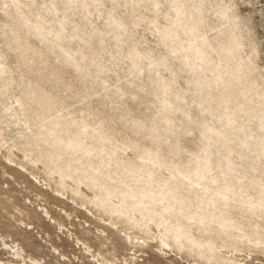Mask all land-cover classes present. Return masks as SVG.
I'll use <instances>...</instances> for the list:
<instances>
[{"label":"rangeland","instance_id":"obj_1","mask_svg":"<svg viewBox=\"0 0 264 264\" xmlns=\"http://www.w3.org/2000/svg\"><path fill=\"white\" fill-rule=\"evenodd\" d=\"M0 59V264H264V0H0Z\"/></svg>","mask_w":264,"mask_h":264},{"label":"bare ground","instance_id":"obj_2","mask_svg":"<svg viewBox=\"0 0 264 264\" xmlns=\"http://www.w3.org/2000/svg\"><path fill=\"white\" fill-rule=\"evenodd\" d=\"M95 3H96V1H95ZM156 5V4H155ZM220 13V12H219ZM221 17V16H220ZM111 19V18H110ZM184 31H185V33H187V35L189 36V38L191 39V48H190V51H192V54H193V56L194 57H198V60H200V61H202V64H203V67H202V71H205V70H208V68H209V70H210V67H209V62H208V60H207V58H206V55H205V53L202 51V48L204 49V48H206L207 46H208V41H207V39H203L202 40V42H200V43H198L199 41V39L200 38H203L201 35H200V33H199V31H198V29H197V26L196 25H194L193 23H192V20L190 19V20H186V21H184L182 24H181V26H180ZM53 34V33H52ZM234 34V33H233ZM223 50H224V52L225 53H228V54H230V55H234L235 53H236V50H237V45L236 44H233L232 42H230V43H228V45L225 47V48H223ZM132 51V50H131ZM134 51V50H133ZM238 51H239V49H238ZM131 56V55H130ZM129 56V57H130ZM135 57V56H134ZM138 57V56H137ZM74 63V62H73ZM135 66V65H134ZM136 67V66H135ZM241 72H242V70H241ZM7 73V70L5 69V64L1 61V59H0V77L1 76H3V75H5ZM239 73V72H238ZM237 79H239V77H237ZM238 81V80H237ZM240 82V81H239ZM214 83V82H213ZM216 87V86H215ZM249 87H251V86H249ZM34 89V88H33ZM200 90V89H199ZM165 91V90H164ZM257 93V92H256ZM258 95V94H257ZM256 96V95H255ZM217 98V97H216ZM215 98V99H216ZM18 106L19 107H24V104L21 102V101H18ZM220 107V106H219ZM10 111V117H17V109H10L9 110ZM24 111L26 112V109H24ZM25 126H27V128L28 129H31V127L30 126H28V123L27 122H25ZM83 127H84V125H83ZM40 132V131H39ZM42 134V133H41ZM106 139V138H105ZM207 149V148H206ZM207 151H208V149H207ZM208 157H210V156H208ZM220 163V162H219ZM192 172V171H191ZM190 172V173H191ZM193 175V174H192ZM191 181H193V180H191ZM194 182V181H193ZM197 185V184H196ZM195 185V186H196ZM149 186V185H148ZM197 187V186H196ZM195 188V187H194ZM149 189V188H148ZM200 190V189H199ZM203 190H205V191H207V190H209L208 188H202L201 190H200V192L201 191H203ZM190 191H191V187H190ZM147 192V191H146ZM151 194V193H150ZM255 194V193H254ZM200 197V196H199ZM151 198V197H150ZM227 198V197H226ZM233 199V198H232ZM233 202V201H232ZM250 207V206H249ZM260 208H264L263 206H256L254 209H251L252 211H254V212H256V211H258ZM181 210V209H180ZM198 213H196V215H197ZM235 218V217H234ZM220 227H224V224H220L219 225ZM220 232H222V231H220ZM257 234V233H256ZM252 236H254V235H252ZM259 238V237H258ZM182 240V239H181ZM181 244V243H180ZM258 244V243H257ZM257 246V245H256Z\"/></svg>","mask_w":264,"mask_h":264}]
</instances>
